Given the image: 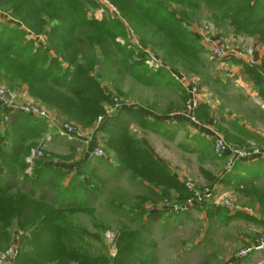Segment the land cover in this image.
Listing matches in <instances>:
<instances>
[{"label": "trees", "instance_id": "1", "mask_svg": "<svg viewBox=\"0 0 264 264\" xmlns=\"http://www.w3.org/2000/svg\"><path fill=\"white\" fill-rule=\"evenodd\" d=\"M105 1L117 9L124 22L94 18L91 13L99 6L92 0H0V6L10 5L7 10L17 15L19 26L9 29L0 24V84L25 87L32 100L43 103L58 119L88 128L105 115V105L110 102L98 65H107L105 69L111 71L115 66L124 69L143 84L158 83L143 77L151 69L143 64L144 52L134 41H128L129 32L150 49L154 47L150 39L157 38L155 45L165 61L195 66V45L199 41L188 26L203 7L217 30L223 25L236 34L252 37L264 48V0ZM26 32L31 39H27ZM41 35L46 40L43 46L33 41ZM240 62L264 100V66ZM123 110L119 109L117 116ZM2 115L8 120L0 119V235L6 236L11 230L22 233L18 236L24 241L19 246L17 264H154L151 252L156 246L145 237L150 236L152 225L168 213L167 209L144 218L140 211L122 210L121 204L113 200L104 204L100 192L105 188L103 184L84 178L86 174L80 176L49 164L33 171L38 159L27 174L26 158L46 135L47 125L31 116L7 114L0 109ZM117 116L106 118L101 132L108 133L103 145L115 155L119 168L129 171L133 180L157 188L163 197L170 198L169 191L174 190L185 196L183 201L187 200L191 194L170 177L139 140L126 135V126L117 123ZM196 118L199 120L198 115ZM46 156L43 152L41 158ZM240 166L243 169L238 174L253 179L258 176L251 167ZM238 180L239 185L247 182ZM151 195V202H157L155 194ZM114 211L134 216L139 227L132 230L122 224L112 257L105 238L109 223L96 220L95 214L100 212L113 219ZM84 214L87 219L91 217L89 225L78 219ZM168 214L176 219L182 216ZM224 214L225 210H220V217Z\"/></svg>", "mask_w": 264, "mask_h": 264}, {"label": "rangeland", "instance_id": "2", "mask_svg": "<svg viewBox=\"0 0 264 264\" xmlns=\"http://www.w3.org/2000/svg\"><path fill=\"white\" fill-rule=\"evenodd\" d=\"M92 1L99 6L91 13L94 18H107L111 21L119 20L124 22V20L121 19L117 9L111 6L108 1ZM13 2L14 1H12V3ZM6 6L10 7V5ZM7 7L0 6V13L7 16V18L5 19L0 17V24L6 25L9 29L15 28L18 26L17 18L15 17L17 15H13L10 10H7ZM111 10L113 11V13L111 12ZM215 26L216 25L210 18L208 10L201 7L198 13L195 14L194 20L189 24L188 30L192 33L194 32L197 37V34H204L205 27H210L212 29L209 30L210 37L214 36L215 34H221V36L229 39L232 44H236L238 48H246L248 46L254 47L256 45L252 37L236 34L233 29H229L223 25H221L220 30H217ZM20 28L23 29V27ZM26 35L27 39H31V34L26 32ZM130 36L131 38L129 39ZM40 37L44 36L41 35ZM129 37L128 41H134V43L139 46L140 51L144 52L145 59L143 64L147 68H149L147 61L150 60V58L147 56V52L153 55L156 62L158 61V66H161L158 67V72L156 74H152L147 69V76H144L142 74L145 79H149V77H151L155 81H160V83L162 84L161 86H166L165 84L168 85V82H166L167 77L170 76L171 73H178L181 75L180 78L184 83V85L182 86V91L179 93L175 91L174 93L169 90L171 92L172 100L175 103L174 109L178 108L180 105L182 106V102L184 104V101L186 99V87H188L187 89L189 90L192 86H198L202 91L201 93L210 92V94L217 101H219L220 104H222L223 110H228L227 112L222 111L220 113L222 118V120L220 119L221 123L229 124V121L225 118L230 119L232 116L231 114H233L231 110L233 108H236L234 112L235 115L242 118L249 125L257 128V126L260 125V122L264 124V117L261 114V110L258 109V105L264 100L258 97V93L255 91L256 88L253 84V81L250 79V77L247 76V73H250L247 72V69L244 68L239 60H234L235 62L233 61L232 63L233 66L231 65L233 68H235L234 75L232 78H227L225 71L227 64V62L225 61H227V59L214 58L213 56H211L209 50L207 53L202 48V40L204 41L205 35L201 36L202 40L200 38H197L201 43L198 42L195 45L197 53L196 63L195 66L192 65L191 67L184 66L182 64L179 65V63L175 64L174 62L172 63L165 61L163 59V53L155 45L158 43L157 38H154L153 40L150 39L151 43L154 45L152 50L150 48H146L148 47V44L147 46L143 45L142 42H140L139 39L130 32ZM148 38L150 37H144L145 42L148 41ZM119 43L122 42L119 41ZM204 43L207 42L204 41ZM256 46V51L258 49V53L262 55V47L259 44ZM106 66H104L103 68L101 64L98 65V73L103 80V88L106 92L107 98L110 100L109 104L105 105V108L109 107L113 109L115 106H117L119 107V109H121L123 103L128 104L130 102L135 105L138 104L140 106H146L148 102L152 100L150 89H154L153 86L155 88L157 86H160L156 84L150 86L148 84L140 83L132 73H129L124 69L116 66L111 67L113 69L112 71L109 68L106 70ZM238 71L240 73L239 75ZM153 75H156V78H154ZM237 76L238 78H236ZM238 79L239 81H237ZM241 83L242 85H240ZM0 86L14 90L19 89L22 94L20 100L22 104L37 105L47 110L50 114H53L52 111H50L46 106L43 105V103L41 104L34 99L31 100L28 94L25 93L27 92L25 87L13 88L1 84ZM168 88H171L173 90L174 86H168ZM251 90H254L257 94H252ZM151 91L153 93H157L159 89ZM245 91L247 92L245 93ZM24 93L26 94L25 96ZM244 94L246 95L245 97ZM183 107H180L181 109L177 110L175 114L181 113L183 111ZM238 120L241 119H236V121ZM60 121L63 122L62 119H60ZM180 124L182 128H185L183 122H180ZM84 128L86 127H82V130H85ZM49 132L50 130L47 129L46 133ZM45 137L42 141L40 140L37 143L36 147L33 149L35 150L36 148H40L42 150V153L44 152L45 154H47V156L45 158H39L33 163V171H35V167H38L39 165H47L50 164L52 160H56L53 158L52 154L46 150ZM183 142L185 141L182 139L181 143L183 145V148L190 147ZM258 144L260 143L254 142L251 145L257 146ZM212 145L213 143H211L210 145L211 148ZM175 146L176 145L174 143L168 144L166 146V149L171 150L170 156L168 152L166 153V156L167 158L171 157L172 159L177 158L181 170L188 173L189 170L192 167H196L198 163H196L194 157H191L193 163H191L190 166L189 163L186 162V159L190 158L187 156V154L181 153V151L178 150ZM102 148L105 151V147L102 146ZM64 151L67 150H62V148L60 147V150H58V155H60V157L56 158L62 160L61 155L62 153H64ZM105 152L107 153V151ZM81 154L82 151L78 150L74 156L67 155V160H64V162H66L65 164H73L75 158ZM262 162L264 161H260L256 163V165H250L251 168L249 169L251 171L254 170L258 173V176L255 179L250 178V176L248 175L238 174V172L243 169V167L240 165H232V171L229 173H225V162L215 163V173L212 174L213 176L211 178L209 176L205 177V179H207V182L205 184L203 183V185L207 184V186L205 187L212 188V194L210 198L204 199L202 205L190 208L184 215L180 216L177 219L175 217H172L168 213H163V216L160 218V220L157 223H154V226L152 225L151 235L145 237L147 241L151 242L152 240H150V237L153 238L154 233L156 236L155 239H159L160 242H153L156 247L151 252L152 256H155L156 254L155 257L159 259L158 263L177 264L175 262H178V264H234L233 257L235 254H237L239 251L243 252V250L252 247L248 245L254 244L260 240H264V206H260V204H264V163ZM103 164L104 162L96 163L92 167L98 168L99 166H101L100 169L108 170V168H105ZM191 170V174H197L193 168ZM25 172L27 174L30 173L27 170ZM239 178L246 179L247 182L245 183V181H243V183L239 185ZM183 181L184 182H182V184L179 183L183 185V187L184 183L186 182L195 184L196 186L200 185L197 184L195 180L190 178L184 179ZM149 189L157 188L150 187ZM100 192L103 194L104 204L105 202H109L111 200H113L116 204H119L116 200H123L124 203L125 201H129V198L137 199L143 195V193L140 194L135 192L126 194L119 191H117L116 194L113 195L111 193L110 187L100 189ZM158 193H150L155 194V199H158V201L155 203H146L144 206H146L147 208L145 207L146 209H142L143 215L154 213L155 211L164 208L162 206V202L163 199L167 197L161 196L160 190L158 191ZM170 196L171 197L167 198L166 200H169L172 203H185L189 200L188 198H190L189 196L187 198L188 200L183 201V197L185 196L180 195L177 191H174L173 194H170ZM225 201H227L232 206V208H225L224 206H222L221 204ZM220 210H225V214L222 217H220ZM135 211L136 213L138 212V210ZM207 211L210 214L209 216H207ZM98 213L99 214H95L96 220L109 223L110 228L105 232V238H107L106 243L109 246V250H114V253H116L114 241L117 236L116 234L120 230L122 224L126 227L128 226L132 230H136V228L139 227V223L133 218L134 216L129 217L122 214L121 212L114 211L115 214L113 219L110 217L108 218L106 215L100 212ZM88 217L91 220V217ZM167 217H171V219H168ZM78 219L83 220L85 225H89V219L86 218L85 214L79 216ZM11 231H9L6 236L0 235L1 249H6L14 245V240H17L16 237L22 234ZM185 243L188 244V247L186 248ZM157 244L161 246L160 249L157 248ZM184 248L185 250L187 249V251H185L184 255L179 261L176 260L179 252L184 250ZM241 263L264 264V249L250 253L245 258L237 261L235 264Z\"/></svg>", "mask_w": 264, "mask_h": 264}, {"label": "crops", "instance_id": "3", "mask_svg": "<svg viewBox=\"0 0 264 264\" xmlns=\"http://www.w3.org/2000/svg\"><path fill=\"white\" fill-rule=\"evenodd\" d=\"M257 58L260 56L259 53L256 54ZM232 65L233 60H230ZM100 64V62L98 63ZM264 66L263 64H260ZM233 66V65H232ZM264 68V67H263ZM151 69V68H150ZM235 69V68H234ZM152 74H156V70L151 69L150 71ZM238 71V75H239ZM175 77H181L178 73H171L170 76L167 77L168 85L161 86L162 84L160 81L156 85V88L153 86L154 89H150V94L152 95V100L148 102L145 106L135 105L133 103H126L122 105L121 109L123 108V113L117 116L118 113H106L102 115L101 122L98 123L97 119L90 127L85 130L80 129V138L76 141H67L63 138L58 137L53 131L50 130L49 133L44 135L45 143H46V150L52 154L53 158L56 160H52L49 164L51 166L62 167L65 170H71L73 173H78L80 176L84 175V178H91L94 179L95 183L103 184V186L110 187L111 193L113 195L116 194L117 191L130 194V193H140L143 195L137 199L129 198V201L123 200H116L117 203L121 204V209L126 211V209L130 210H138L143 214V208L146 209L147 207L144 206L146 203H151L153 200L152 190L156 193L159 191L158 189H149L146 184H143L137 180H133L129 171H122L117 163V159L115 155L112 153L110 148H106L107 151V158H98L95 159L94 162H87L86 157L88 151L91 149L93 143L97 146H104L103 143L108 138V133L101 132V125L104 123L106 118H113L117 116V123L119 122L121 125L126 126V135L129 137H133L140 141L141 145L151 154L153 158L164 166L170 177L174 180H177L178 183L184 182V179H193L197 182L198 187H205L203 185L207 182L205 177L209 176L210 178L213 176L212 174L215 173L214 171V164L215 163H223L225 162V173H228L232 170V167L228 165L227 159L217 160L213 155V145L211 148V143H213L214 136L219 134L226 138L227 142L231 145H238V146H250L254 142L260 143L257 147L264 151V124L260 122V125L256 127L249 125L246 121L242 118L235 115V109L233 108L231 112V118L226 120L229 121V124H223L220 122L222 111L227 112V109L223 110L222 104L217 101L211 94L209 93H200V104L195 111L194 117L198 115L199 120L196 118L198 125L193 124L187 118H184L181 113L175 114L177 110L181 109L182 106L180 105L178 108L174 109V102L172 100L171 92L177 91L178 93L182 91V83L177 82L178 80ZM238 78V76L236 77ZM161 80V79H160ZM162 81V80H161ZM239 81V79L237 80ZM236 81V82H237ZM242 85V83L240 84ZM168 86H174V89L168 88ZM150 87V86H149ZM159 89L157 93H153L151 90ZM171 92H170V91ZM252 94H257L254 90H251ZM202 92V91H201ZM247 91H245L246 93ZM27 94V92H25ZM24 93V96L26 95ZM29 96V95H28ZM246 95L244 94V97ZM259 97V96H258ZM32 100V98L29 96ZM150 98V97H149ZM257 98V97H256ZM260 98V97H259ZM187 99V94H186ZM258 99V98H257ZM261 99V98H260ZM187 101V100H186ZM181 107V108H180ZM241 108V107H238ZM111 108L106 107L104 112L109 111ZM258 109L261 110V114L264 117V101L258 105ZM184 110V107H183ZM241 119L236 121L235 119ZM2 117H0L1 119ZM180 122H183L185 128L181 127ZM180 124V125H179ZM42 138V140L44 139ZM184 140L187 145L190 147L183 148L181 140ZM41 140V141H42ZM245 142V143H244ZM174 143L176 148L181 151L183 154H187L190 159H186V162L193 163L191 157H194L196 163L198 165L196 167H192L196 171V175L191 174L192 168L189 170L188 173L183 172L180 168V164L177 161V158L172 159L171 157L167 158L166 153L168 152L169 156L171 153L170 149H166L168 144ZM244 143V144H242ZM101 146V147H102ZM67 150L62 153V160L56 157H60L58 155V150ZM38 149V148H36ZM35 149V150H36ZM40 149V148H39ZM34 149H31V151ZM78 150L82 151L81 155H78L75 158L73 164L66 165L64 160H67V155L74 156ZM30 151V152H31ZM42 151V150H41ZM30 154V153H29ZM260 160H264V155L261 157H257L250 161H244L237 165L249 166L256 165V163L260 162ZM61 161V162H60ZM104 162V167L106 169H100L101 166L98 168L92 167L96 163ZM29 167V166H28ZM227 168V169H226ZM28 169V168H27ZM223 171V172H224ZM83 172V173H82ZM220 176V174H219ZM101 179L102 182H99ZM214 183V182H213ZM212 183V184H213ZM213 186V185H212ZM137 188V189H134ZM170 194H173L174 190L169 191ZM135 206H134V205ZM146 207V208H145ZM145 218V215H144ZM144 221V219H142ZM146 222V221H145ZM155 225V224H154ZM153 225V226H154ZM21 235V234H20ZM19 235V236H20ZM151 235V230H150ZM156 236L153 233V238L150 237L151 242H160L159 239H155ZM14 240V246H21L22 242L24 241V237L18 238ZM107 239V238H106ZM21 244V245H20ZM188 247V244L185 243V248ZM157 248H161L160 245L157 244ZM182 250L179 252L178 257L176 260H180L184 255L187 249ZM158 250V249H157ZM155 254V253H153ZM110 255L113 257L115 256L114 250L110 251ZM156 256V254H155ZM154 257V264L158 263V258ZM178 264V262H175ZM243 264V263H241Z\"/></svg>", "mask_w": 264, "mask_h": 264}, {"label": "built area", "instance_id": "4", "mask_svg": "<svg viewBox=\"0 0 264 264\" xmlns=\"http://www.w3.org/2000/svg\"><path fill=\"white\" fill-rule=\"evenodd\" d=\"M111 12L113 13L112 10ZM0 17L4 19L7 18V16L2 13H0ZM204 30V41L208 44L204 43V41L201 39V36L203 35L197 34L198 36L196 37L194 32L192 34L196 37V39L200 38L202 40V48L207 53L209 50L211 56L217 59H227V61H225L227 62L225 69L227 78H232L234 75V68L231 66L230 60H239L248 64L249 66H256L264 63V48H262L263 54L257 58L256 54L258 53V49L256 51L255 46L238 48L236 44H232L229 39L219 34H215L214 36L210 37L209 30H212L210 27H205ZM33 41L40 46L45 44V39L40 36L33 37ZM147 56L150 58V60L147 61L149 68L157 70L158 67H161L158 66V61L156 62L153 55L147 52ZM175 79L178 80L177 82L182 83V86L184 85L180 77H175ZM187 88L188 87L185 88L187 101L185 102L184 110L181 114L193 124L198 125L194 114L200 104L199 97L201 90L198 86H192L189 90ZM21 96L22 94L19 89L14 90L0 86V108L2 111L7 112V114H24L42 120L47 125V128L53 131L58 137L70 142L79 140L80 129L78 126L64 121L61 122L60 119H58L54 114H50L47 110L37 105L22 104L20 102ZM118 110L119 107L115 106L113 109L105 112V114L117 113ZM1 117L2 122L8 120L7 115H2ZM97 122L100 123L101 118H99ZM213 155L217 160L227 159L228 165L232 167V165L261 157L264 155V151L254 145H250L249 147L231 145L224 140L223 136L216 134L213 140ZM42 156L43 153L39 148L30 152L26 158V163L29 166L27 169L28 172L31 171L33 161L41 158ZM98 158H107V153L101 146H97L94 142L91 149L87 153L86 160L87 162L92 163ZM184 188L191 194L190 198H188L189 200L187 199L188 201L185 203H172L169 200L164 199L162 202V206L164 208L162 209H167L168 213L174 215H183L190 208L202 205L204 199L210 198L212 194V188L198 187L195 184L189 182L184 183ZM221 205L225 208H232V206L227 201L223 202ZM263 249L264 240H260L254 243L252 247L243 250V252L239 251L237 254H235L233 257L234 264L237 261L245 258L250 253ZM18 255L19 247L17 246L12 245L6 249H0V264H17Z\"/></svg>", "mask_w": 264, "mask_h": 264}]
</instances>
